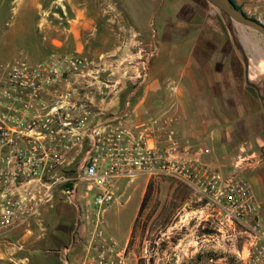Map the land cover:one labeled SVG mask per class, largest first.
<instances>
[{"label": "built area", "instance_id": "1", "mask_svg": "<svg viewBox=\"0 0 264 264\" xmlns=\"http://www.w3.org/2000/svg\"><path fill=\"white\" fill-rule=\"evenodd\" d=\"M114 68L61 48L37 63L0 62V244L39 226L58 195L76 212L74 238L84 252L76 264H129L128 245L108 233V214L120 181L146 174L181 180L234 224V245L243 240L248 255L237 248L226 264H264L251 183L204 162L199 151L208 149L195 150L171 118L131 125L109 114L104 105L120 91Z\"/></svg>", "mask_w": 264, "mask_h": 264}, {"label": "rangeland", "instance_id": "2", "mask_svg": "<svg viewBox=\"0 0 264 264\" xmlns=\"http://www.w3.org/2000/svg\"><path fill=\"white\" fill-rule=\"evenodd\" d=\"M237 2L252 17H258L259 11H264L263 7L256 8L255 0L251 1V10L243 0H237ZM156 12L157 15H154ZM163 12L167 14L168 19L167 22L162 20L161 24ZM77 13L84 14L88 26L94 27L91 34H81L77 37L72 30H69L74 26L70 19ZM150 15L152 24L149 26V33H153L152 50L156 39L159 38L154 30H159V27L166 23L168 27H181L182 20H188L193 16L202 20L207 16L215 15L217 22L221 21L226 29L232 49L244 70V61L222 15L207 0H0V62L25 60L29 63H37L49 55L52 43L60 44V42L67 45L70 48L68 50L80 42L83 45L82 52L92 61H98L102 57L111 60L112 50L121 54L127 45L134 52H138L142 48L144 37L135 34L134 29L143 28ZM259 20L264 22V17L260 16ZM237 29L241 38L247 43L252 72H257V68L264 70V36L249 28L237 26ZM183 38L181 35H171L168 37L169 44L181 43ZM252 38L258 41L260 51H257L250 42ZM259 56L263 59L260 60ZM147 57L149 55L146 54L136 59H133V56L127 57L122 64L132 65L138 59ZM150 57L153 58L152 53ZM129 68L131 69V67L120 68L121 71H125L126 76L122 77L119 85V100L116 96L114 100L110 99L105 103L108 105L105 110L109 114L112 113L114 105L118 106L120 111L125 110L128 97L134 91L133 89H137L140 79L138 78L136 82L130 79L131 70L127 72ZM141 71L143 75V69ZM141 90L143 88L139 91ZM145 189L148 190V197L144 216L140 221H145L149 225L147 238H151L152 243H148L145 250L142 231L140 239L132 246L128 245L129 264L235 262L234 255H217L222 250L220 247L213 253H209L206 248L204 253L195 254V241H197L195 235L202 231L200 227L195 228V209L205 200H200L199 195L191 187L177 178L151 177L142 174L123 180L117 193V200L108 214V233L121 245L125 244ZM75 220L76 212L73 206L57 196L55 203L44 208L42 223L39 226L12 234L10 244H0V255H10L8 258L0 256V264H38L41 257L47 256L38 255L39 253L49 254L65 246L71 247L70 251L74 254H83L81 243L76 242L74 238ZM177 221L179 225L183 224V227L179 226L176 231ZM230 224L235 227L233 223L230 222ZM213 227L216 228L210 229L218 232L216 223ZM166 229L168 238L165 242L154 243V240ZM234 232L235 230L232 233ZM181 236H183V242L177 245V238ZM56 238H58L57 242ZM149 251L165 253L146 255ZM21 256L24 257L20 258ZM70 264L76 263L71 260Z\"/></svg>", "mask_w": 264, "mask_h": 264}, {"label": "crops", "instance_id": "3", "mask_svg": "<svg viewBox=\"0 0 264 264\" xmlns=\"http://www.w3.org/2000/svg\"><path fill=\"white\" fill-rule=\"evenodd\" d=\"M243 1L251 10L252 0ZM255 1L257 9L264 8V0ZM154 15H157V12ZM260 16L264 17V11H259V16L255 18L260 19ZM167 19V14L163 12L161 24L162 20L167 22ZM70 21L74 26L69 30L77 37L94 31V27L88 26L82 13H77ZM151 24L150 15L143 28L134 29L135 34L144 37L140 51L134 52L127 45L121 54L116 50L110 52L111 61L115 65L113 70L120 82L122 77L126 76L125 71L120 68L131 67L127 70H131L129 78L135 82L140 79L137 89H133L128 97L127 108L120 111L118 106L114 105L112 113L131 125L142 124L151 117L171 118L183 139L192 143L195 150L208 149V152L204 153L199 151V156L204 162L224 177L240 173L251 183L259 204L258 217L264 225V109L257 91L246 83L245 68L243 70L239 59L237 60L226 29L221 21L217 22L215 15L202 20L193 16L182 20L181 27H168L166 23L159 27V30H154L159 38L156 39L152 50L153 33H149ZM171 35H181L184 38L181 43L169 44L168 37ZM57 48L70 49L63 42L51 44V52ZM71 50L83 51V45L77 42ZM151 53L153 58L150 57ZM145 54L149 57L140 58L132 65L122 64L127 57L133 56V59H136ZM142 69L147 72L144 77ZM141 88L143 90L139 91ZM119 94L120 91L117 100ZM104 108H108V105L105 104ZM146 192L147 189L141 195L134 222L125 241L127 245L132 246L140 239L143 231L145 250L148 243H152V239L147 238L149 225L140 221L144 216V211L140 214V207ZM199 199L201 200L200 196ZM195 216V228L202 229L195 235V254L204 253L206 248L209 253H213L220 247L222 250L217 255H234L237 248L242 250L243 255H248V244L243 240L234 245L232 238L235 232H232L235 227L226 221L221 211L209 207L205 200L195 209ZM214 223L218 226V232L210 229L216 228L213 227ZM179 226L182 228L183 224L179 225L177 221L176 231ZM167 232V229L162 232L154 243L165 242L168 238ZM57 240L58 238L56 242ZM180 242H183V236L177 238L176 244ZM66 247L49 254L39 253L38 255L47 256L41 257L38 264H66L64 258L67 255L70 261L76 263L80 254H74L70 251L71 247L69 250H66ZM157 253L162 255L165 252L149 251L146 255ZM0 256L8 258L10 255Z\"/></svg>", "mask_w": 264, "mask_h": 264}, {"label": "water", "instance_id": "4", "mask_svg": "<svg viewBox=\"0 0 264 264\" xmlns=\"http://www.w3.org/2000/svg\"><path fill=\"white\" fill-rule=\"evenodd\" d=\"M207 1L210 2L215 7V10L222 15L232 40L244 61L246 83L257 91L264 109V70L257 68V72H252L247 43L241 38L237 29V26L249 28L264 36V22L248 15L245 11L241 10L233 0ZM250 42L257 51L261 50L256 39L252 38L250 39ZM259 57L260 60L263 59L261 56Z\"/></svg>", "mask_w": 264, "mask_h": 264}, {"label": "trees", "instance_id": "5", "mask_svg": "<svg viewBox=\"0 0 264 264\" xmlns=\"http://www.w3.org/2000/svg\"><path fill=\"white\" fill-rule=\"evenodd\" d=\"M233 1L237 4V6H238L241 10H243L242 6H241L240 4H238V3L236 2V0H233ZM243 11H244V10H243ZM253 18H254V19H257V18H255V17H253ZM147 197H148V190H147V192H146V194H145V197H144V199H143V201H142V203H141L140 214L144 211V209H145V207H146Z\"/></svg>", "mask_w": 264, "mask_h": 264}]
</instances>
